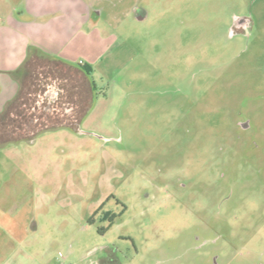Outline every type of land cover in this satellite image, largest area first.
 I'll return each mask as SVG.
<instances>
[{"label":"rangeland","instance_id":"obj_1","mask_svg":"<svg viewBox=\"0 0 264 264\" xmlns=\"http://www.w3.org/2000/svg\"><path fill=\"white\" fill-rule=\"evenodd\" d=\"M92 1L79 130L0 146V264H264V0Z\"/></svg>","mask_w":264,"mask_h":264},{"label":"crops","instance_id":"obj_2","mask_svg":"<svg viewBox=\"0 0 264 264\" xmlns=\"http://www.w3.org/2000/svg\"><path fill=\"white\" fill-rule=\"evenodd\" d=\"M97 2L24 0L11 8V31L0 30V113L18 93L20 69L31 48H39L52 57L69 62L90 64L79 58V52L83 49L88 59L96 55L99 46L97 29L82 32L81 28L97 16L105 15V9H99ZM15 202L16 199L8 203L5 211L10 229L22 220L25 223L29 220V213L22 215L19 209L12 210Z\"/></svg>","mask_w":264,"mask_h":264},{"label":"trees","instance_id":"obj_3","mask_svg":"<svg viewBox=\"0 0 264 264\" xmlns=\"http://www.w3.org/2000/svg\"><path fill=\"white\" fill-rule=\"evenodd\" d=\"M93 68L83 61L69 62L31 48L20 69L16 96L0 113V146L33 140L45 130H79L81 119L91 109L96 96ZM56 91L49 102L48 93ZM116 215H110L109 225ZM106 228H100L104 233Z\"/></svg>","mask_w":264,"mask_h":264},{"label":"flooded vegetation","instance_id":"obj_4","mask_svg":"<svg viewBox=\"0 0 264 264\" xmlns=\"http://www.w3.org/2000/svg\"><path fill=\"white\" fill-rule=\"evenodd\" d=\"M137 9V5L134 7L133 11ZM135 17L139 19H143V14L135 13ZM252 18L249 15H233L232 21L230 25V37L235 35H241L243 37H249L251 34L252 28ZM248 121H240V127H248Z\"/></svg>","mask_w":264,"mask_h":264},{"label":"water","instance_id":"obj_5","mask_svg":"<svg viewBox=\"0 0 264 264\" xmlns=\"http://www.w3.org/2000/svg\"><path fill=\"white\" fill-rule=\"evenodd\" d=\"M48 96H49V102H51L52 100H54L55 99V96H56V91H50L49 93H48Z\"/></svg>","mask_w":264,"mask_h":264}]
</instances>
